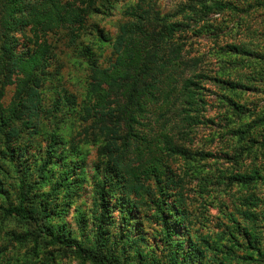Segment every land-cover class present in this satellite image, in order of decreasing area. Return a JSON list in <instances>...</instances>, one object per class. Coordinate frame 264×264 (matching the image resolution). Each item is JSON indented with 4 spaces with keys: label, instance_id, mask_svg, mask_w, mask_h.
<instances>
[{
    "label": "trees",
    "instance_id": "obj_1",
    "mask_svg": "<svg viewBox=\"0 0 264 264\" xmlns=\"http://www.w3.org/2000/svg\"><path fill=\"white\" fill-rule=\"evenodd\" d=\"M112 8L111 0H0V218L26 226L20 234L13 232V244L28 246L27 256L39 260L7 258L6 247L0 248V264H50L59 252L81 264H264V194H259L264 188V167L259 163L260 156L264 160V115L254 114L251 127L236 132L246 145L233 159L237 163L245 155L253 159L226 179L228 186L242 191L239 206L223 213L227 222H221L220 233L205 234L206 219L196 215L200 206L194 208L186 191L195 176L190 171L198 174L197 159L206 155L182 144L203 123L204 75L198 73L199 61L188 59L181 43L183 35L197 33L191 23L177 19L186 16L197 25L211 14L264 11V0H249L247 7L233 0H188L171 15H164L152 0H138L125 11L127 19L115 39L98 31V39L112 45L107 63L101 65L90 43L83 41L82 31L93 15H107ZM26 31L32 37L19 51L16 35ZM50 35L63 38L68 48L81 49L86 58L87 96L79 106V130L87 143L99 144L93 167L94 179L99 178L97 229L89 246L57 223L70 206V201L59 202L58 191L67 189L73 199L78 185L70 177L79 165L63 154V178L50 191L40 188L57 158L56 132L50 134L37 164L24 158V140L37 136L45 121L56 118L54 110L44 107L41 92L54 57ZM231 52L255 56L246 46ZM216 81L220 100L240 118L244 107L224 93V86L247 87ZM9 87L15 92L6 103ZM61 98L68 105L76 102L73 96ZM66 152L77 155L75 146ZM179 158L191 164V170L177 166ZM13 174L16 180L9 183ZM210 175L199 178L200 196L208 189ZM113 209L120 213L118 236L108 231ZM146 218L156 221L160 236L145 250L147 240L140 234Z\"/></svg>",
    "mask_w": 264,
    "mask_h": 264
},
{
    "label": "rangeland",
    "instance_id": "obj_2",
    "mask_svg": "<svg viewBox=\"0 0 264 264\" xmlns=\"http://www.w3.org/2000/svg\"><path fill=\"white\" fill-rule=\"evenodd\" d=\"M157 9L164 15L177 14L181 7L188 0H152ZM239 7H247L249 0H233ZM138 0H111L113 4L109 14H95L87 22L85 30L82 31V39L95 51L101 65H105L110 57L112 45L104 44L98 39V31H103L113 39L119 32V27L126 21L125 11ZM183 23H191L196 31V35L188 32L183 35L182 45L184 53L188 59H197L199 61L198 73L204 77L200 83L204 99V109L202 114L203 123L198 125L195 132L190 135L183 145L193 153L202 152L206 157H199L198 163L200 171H190L195 176L189 179L190 184L187 189V195L192 198L197 208L198 216L206 219L203 232L205 234L220 233L222 231L221 222L223 213L232 211L235 206H239L237 201L238 194L242 191L239 187H230L226 184L227 176L234 172L237 173L240 167L249 165L253 159H247L245 155L239 163L233 159L235 152L246 145L244 140L236 136V132L243 127H251L253 115L255 118L264 115V11L257 9L249 14L224 13L211 14L202 19L197 25L190 22L186 16L179 15L177 18ZM188 30V29H186ZM32 34L29 31L18 33L17 49L22 51L28 46ZM61 39V40H60ZM48 42L53 48L54 57L50 60V68L47 70V80L42 87V97L44 98V107L54 110L56 118L51 122H44L37 136L25 139L24 157L32 166L37 164L40 156L45 154V150L50 143V134L53 131L57 134L56 156L53 160V166L46 174L45 183L40 188L43 191H50L60 178L63 170L61 169L62 159L67 154L70 156L68 161L73 160L79 166L75 174L71 175L72 181H76L78 187H75L77 193L73 196H67V189L58 191L59 202L70 206L66 208L62 220L57 223L63 224L71 232L72 236L86 246L95 242L97 221L95 212V201L97 195V181L93 167L97 163L98 143H87L84 136L80 134L81 112L80 105L83 104L87 96V71L86 58L82 50H76L75 47H67L66 42L59 36L50 35ZM248 48L254 57H246L231 52L234 47ZM100 48V49H99ZM240 82L247 88L237 87L232 89L225 85L227 89L224 93L234 99L239 105L244 107L239 118L229 107L224 106L220 100V86L216 80ZM251 79V80H250ZM14 87L7 89L5 102L9 103L14 96ZM73 96L76 99L74 105H68L62 102L61 97ZM62 99L61 102L58 99ZM56 104H58L56 106ZM57 107V108H56ZM250 109V110H249ZM256 135H258L256 133ZM254 135V137H258ZM247 137V136H245ZM75 146L77 155H70L66 150ZM258 148V145H254ZM23 147V146H22ZM256 151L248 154L253 155ZM231 157V158H230ZM253 158V157H252ZM4 161L5 160H1ZM259 163L264 167V160L260 156ZM9 164V163H8ZM176 165L182 169L191 170L189 163L184 158H179ZM188 165V166H187ZM71 166H73L71 164ZM6 167V166H5ZM12 168V167H11ZM6 169V168H5ZM8 171V169H7ZM6 171V172H7ZM245 171V170H244ZM211 173V179L206 191L200 196L201 189L199 178ZM14 183L16 174H13ZM263 188V187H262ZM196 191V192H195ZM259 194H264V188L259 189ZM14 199V194H13ZM116 198L112 199L115 203ZM65 202V203H64ZM201 204H205L202 207ZM149 215L152 213L148 212ZM113 223L108 227L109 233L119 235L121 231L120 213L113 209ZM149 217V216H148ZM143 236L145 241L143 247L147 249V244L154 245L155 238L159 241V227L156 221H149L147 218L143 223ZM25 225L13 220L0 218V248L7 247L6 257L26 260L29 253L28 246H22L21 243H14L13 232L20 234L25 231ZM119 240V239H117ZM13 245V246H12ZM0 251H3L0 249ZM42 254L41 260L43 261ZM29 259H36L28 257ZM37 260V259H36ZM39 261V260H37ZM39 263V262H38ZM50 264H81L79 260L71 256H64L63 253H54ZM89 264V263H87ZM253 264V263H252Z\"/></svg>",
    "mask_w": 264,
    "mask_h": 264
}]
</instances>
